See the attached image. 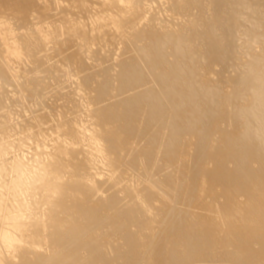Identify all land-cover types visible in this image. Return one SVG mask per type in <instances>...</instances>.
I'll use <instances>...</instances> for the list:
<instances>
[{"label":"bare ground","instance_id":"1","mask_svg":"<svg viewBox=\"0 0 264 264\" xmlns=\"http://www.w3.org/2000/svg\"><path fill=\"white\" fill-rule=\"evenodd\" d=\"M1 88L0 264H264V0H0Z\"/></svg>","mask_w":264,"mask_h":264},{"label":"rangeland","instance_id":"2","mask_svg":"<svg viewBox=\"0 0 264 264\" xmlns=\"http://www.w3.org/2000/svg\"><path fill=\"white\" fill-rule=\"evenodd\" d=\"M21 9H22V8H20L19 10H21ZM19 21H21V20H18L17 24H20V23H21V22H19ZM261 53H262V52H261ZM261 53L259 52V54H261ZM39 74H40V76H41V75L43 76L45 73L42 72V73H38V75H39ZM19 75H21V73H20ZM54 77H55V76H54ZM54 77H52V78L50 77V78L45 79V80H46V81H49V80H50L49 83L53 82V83H51V85H52V84L54 85V84H56V83L59 81V79H60V80H61V78L64 79V77H55V78H54ZM56 78H59V79H56ZM52 79H53V81H52ZM54 79H55V80H54ZM65 80H66V79H65ZM63 81H64V80H63ZM63 81H61V82H63ZM71 82H72V81H70V80H69V81H65L64 84H62V86H65V84H66V86H68V85L71 84ZM3 87H4V88H7V87H8V90H12V88H13V86H10V87H9V86H4V85H3ZM55 89H56V91H58V90H60V87H59V89H58V88H55ZM55 89L50 88L49 90H46L47 93L44 92V93H43L44 95H42V96H43V97H45L46 95H47V96H46V98H43V97L40 95L41 98H43V99H41V100H40V96L35 95L34 93H33V94H32V93H30V94H25V98H26V95H27L28 98H29V97H32V96H33V97L35 96L34 99H33V97L31 98V99H33V102H32V100H30V99H28V98H26V99L24 98L23 101H22L23 105L21 104V106H17V108H20V109H17L16 107H14V106L12 105L13 108H14V110L16 109L15 112H14V110H12V109H13L12 106H9V105L6 104L7 106L4 105V108L1 107V108L3 109V112H2V110L0 109V114H3L4 112H5V113L7 112L6 114H8V115H7L8 117H7L6 119L9 118V121H10V122L8 121V123H11L12 121H14V122L17 121V122H18V120L23 119V118H24L23 113H24V114L27 113V114H25V116L27 115L26 118H27L29 115H33V112H34V114H35V113H36L35 111H37V110H39V109H41L42 112H41V111H38L35 115H38L40 112L44 114V113H46V112L49 111V110H48V106L45 107V105H46L48 102H49V104L51 103V100H50L51 97H50V96H52L53 94H55V93L53 92ZM2 90H3V88L0 89V91H2ZM50 90H52V91H51L52 93L49 92ZM228 90H230V89H228ZM27 93H29V92H27ZM45 94H46V95H45ZM31 95H32V96H31ZM37 97H38V98H37ZM36 99H38V100L36 101ZM25 100H26V101H25ZM28 100H29V101H28ZM34 100H35V101H34ZM46 100H48V101H46ZM30 101H31V102H30ZM43 101H45V102H43ZM28 102H30V104H29ZM35 102H38V104H39L38 106H39V107L37 106V104H36ZM39 102H40V103H39ZM61 102H63V100H62V101L59 100V102H58V101H54V104H53L54 107H55V104H56V106H58L59 103L62 104ZM41 103H42V104H41ZM57 103H58V104H57ZM24 104H25V105H24ZM26 104H28V105H26ZM33 104H34V106H33ZM44 104H45V105H44ZM29 105L31 106L32 110H34V109H35V110H34V111H31V108H30ZM43 105H44V106H43ZM47 105H48V104H47ZM25 106H27V107H25ZM23 107L25 108V111H26V112L23 111V109H24ZM28 107H29V108H28ZM33 107H34V108H33ZM43 107H44V108H43ZM54 107H53V108H54ZM36 108H37V110H36ZM42 108H43V109L46 108V109H45L46 112L43 111ZM4 109H5V110H4ZM7 109H8V110H7ZM26 109H29V110H28L29 113L27 112ZM17 110L19 111V113L22 112L21 115H19L18 112L16 113ZM21 110H22V111H21ZM11 111H13L14 113L12 114ZM20 111H21V112H20ZM10 112H11V113H10ZM31 112H32V113H31ZM41 113H40V114H41ZM11 115H13V116H15V117H12ZM16 115H17V116H16ZM20 116H22L23 118L20 117ZM19 118H20V119H19ZM14 119H15V120H14ZM16 119H17V120H16ZM3 120H4V118L2 119V122H5V121H3ZM17 137H18V136H15V137H13V138H11V139H9V140H10V141H11V140H14V139H16ZM29 152H30V153H28V155H29L28 157H30V155H31V153H32L31 150H30ZM0 188H1V185H0ZM11 203H12V200L9 201V204H11ZM14 204H16V203H14ZM16 260H18V259H16Z\"/></svg>","mask_w":264,"mask_h":264}]
</instances>
